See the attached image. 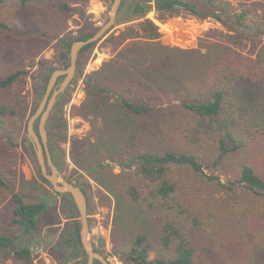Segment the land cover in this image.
<instances>
[{
  "label": "trees",
  "instance_id": "1",
  "mask_svg": "<svg viewBox=\"0 0 264 264\" xmlns=\"http://www.w3.org/2000/svg\"><path fill=\"white\" fill-rule=\"evenodd\" d=\"M30 1L19 3L25 6ZM259 3L264 6V0ZM58 6L67 12L74 9L67 3ZM150 10L162 16L182 11L198 19L211 18L227 31L220 33L221 43L185 60L174 55L182 49L161 43L158 26L145 17ZM248 12L231 10L226 0H140L132 17L140 21L142 34L129 28L125 36L129 44L122 53L124 59L132 54L137 60L110 61L105 63L110 71L103 73V68L97 73L96 80L116 77L119 85L91 84L94 93L114 97L112 102L105 97L101 126L89 152L111 150L115 156L110 164L119 171L113 173L102 161L89 171L98 169L108 176L103 186L113 199L114 223L124 232L111 241L124 264H264V45L254 57L239 52L248 45V32L261 27L247 21ZM0 26H4L1 21ZM95 32L92 29L74 40ZM125 37L109 39H117L118 45ZM95 43L83 46L78 57L87 55ZM153 51L158 58L145 61V53ZM26 74V69L6 74L0 78V88ZM136 86L157 89L162 96L135 95ZM15 114L14 102L0 98V131L9 143L6 126ZM132 122H145L147 126L138 131L157 139L162 138L160 132L163 138L176 134L178 139L160 148L143 144L133 138L138 135ZM104 135L110 141H103ZM50 157L61 169L60 150ZM227 159L232 162L228 179H223L211 169L222 170ZM75 184L86 191L84 182ZM0 188L11 193L9 224L17 230L16 235L0 233V251L28 261L32 251L24 234L42 227L47 197L25 202L1 173ZM239 189L250 196L240 207L228 204L226 199ZM56 246L64 247L59 242Z\"/></svg>",
  "mask_w": 264,
  "mask_h": 264
},
{
  "label": "rangeland",
  "instance_id": "2",
  "mask_svg": "<svg viewBox=\"0 0 264 264\" xmlns=\"http://www.w3.org/2000/svg\"><path fill=\"white\" fill-rule=\"evenodd\" d=\"M226 1L229 2L231 10L240 12L247 9V21L251 19L261 25L259 30L248 32V45L244 50H239L244 57H254L261 45H264V6L259 3L260 0ZM61 3H67L74 8L73 11L62 10L58 6ZM111 3L112 0H31L25 6H21L19 0H3L0 3V21L4 23V26H0V78L17 69L27 70L26 75L18 78L9 87L0 88V98L14 102L16 107V114L10 117L6 126L11 143L7 141L3 130L0 131V173L13 186L14 192L22 195L25 202H37L47 197L46 210L40 218L42 227L37 231L39 233L25 237L32 251L30 260L17 259L10 251H0V264H73L69 257L71 247L56 246L66 237L59 238L54 234L62 231L73 219L69 202L45 181L33 146H30L31 150L26 146V124L45 93L42 88L43 68L66 67L69 60L59 57L60 45L68 49L80 34L92 29L97 31L108 20ZM145 17L158 26L161 43L182 49L183 53L174 51V55H181L185 60H194L200 53L205 52V48L221 43L223 38L220 33L227 31L221 23L211 18L198 19L182 11L179 14L174 13L173 16H162L155 10H150ZM139 22L133 17L115 20L105 35L95 41L87 55L83 56L81 53L80 57L77 56L72 84L58 96L45 122L47 148L52 149V152L60 150L63 158L64 165L61 169L57 168L60 178L74 183L80 180L85 184L88 241L95 251L106 258L108 264H124L119 257L118 248L111 241L112 237H121L124 232L114 223L113 199L103 186L108 176L98 169L89 171V167L102 161L110 165L108 168L113 173L118 172L119 168L110 164L115 156L111 150L105 149L91 154L89 147L95 143L94 136L98 133L97 128L101 126L102 118L99 113L103 111L104 101L108 98L112 102L114 97L110 94L104 96L94 93L96 91L91 84L97 81L104 86L119 85L114 81L116 77L96 80V76L100 69L104 68L103 73L110 71L109 66L105 67L107 62L117 61L119 64L137 60L132 54L128 56V60L124 59L122 53L129 44L130 38L125 37L129 35V28L139 35L142 34ZM111 36L125 39L115 45L117 39H109ZM139 40L136 43H141ZM234 49L238 51V48ZM145 56V61H154L159 53L146 52ZM109 65L112 66L113 63ZM114 67L115 65L111 68ZM62 79L63 76H59L54 85ZM134 94L150 98L159 94L162 96V92L157 89L137 86L134 87ZM147 121L150 125L152 119ZM137 122L131 123L136 130L135 135H138H133V138L143 144L160 148L163 145L172 146L178 139L176 134L163 138L164 135L160 132L162 138L157 139L151 133H142L137 128H145L147 124ZM102 140L110 141V136L104 135ZM202 159L209 163L208 159ZM226 161L227 164L222 170L217 167L211 169L215 174L221 173L223 179H228V165L232 162L230 159ZM47 171L49 172V168ZM248 196L250 195L239 189L233 191L226 201L240 207ZM11 216V193L0 188V233L16 235L15 226L9 224Z\"/></svg>",
  "mask_w": 264,
  "mask_h": 264
},
{
  "label": "water",
  "instance_id": "3",
  "mask_svg": "<svg viewBox=\"0 0 264 264\" xmlns=\"http://www.w3.org/2000/svg\"><path fill=\"white\" fill-rule=\"evenodd\" d=\"M120 1L121 0H112L108 20L97 29L94 34L86 39L74 40L69 45V48L64 50L69 59V63L66 67L43 69L45 75L49 74L46 78L45 93L41 102L36 107L34 113L29 117L26 124L28 137L26 146L31 150L30 143H32L33 152L43 177L52 185L54 191L64 194L70 200L73 209V231L76 241L79 246L83 248L81 253L86 257L85 264H94V260H99L102 264H108V262L101 253L93 250L92 244L88 241L89 225L86 217L87 201L85 193L74 182H68L60 178V172L50 157V152L46 145L47 135L45 132V122L58 96L72 84L79 50L83 46L98 41L103 37L112 27L115 20H122L120 15L124 11L125 6H123L121 11L117 13ZM126 18L127 17H124L123 20ZM59 76H63V79L57 85H54ZM50 91L51 94L48 96ZM47 167L49 168V172L47 171ZM78 217L79 219H77ZM30 235V233H25L24 237Z\"/></svg>",
  "mask_w": 264,
  "mask_h": 264
},
{
  "label": "flooded vegetation",
  "instance_id": "4",
  "mask_svg": "<svg viewBox=\"0 0 264 264\" xmlns=\"http://www.w3.org/2000/svg\"><path fill=\"white\" fill-rule=\"evenodd\" d=\"M140 0H121L120 1V4L118 6V12L121 11V9L123 8V6H125V9L124 11L121 13L120 15V18H124V17H132L133 16V12H134V9H135V6L137 3H139ZM117 12V13H118ZM131 13V14H130ZM126 18V19H127ZM65 46L64 45H60V53H59V57L60 58H67V55L65 54L64 50H65ZM68 59V58H67ZM69 60V59H68ZM44 69V68H43ZM48 77L45 76V72H43V75H42V79H43V82L44 84H42V88L45 89L46 87V78ZM45 92V90H44ZM57 101V100H56ZM56 103V102H55ZM30 146H32V143H30ZM49 152L51 153L52 152V149H49ZM31 153V152H30ZM48 168V167H47ZM45 179V178H44ZM45 181H47L45 179ZM52 186V185H51ZM53 188V187H52ZM54 190V189H53ZM64 195V194H63ZM65 196V195H64ZM86 196V194H85ZM66 199L68 200L69 202V206H70V210H71V214L73 215V209H72V205L70 203V200L68 199L67 196H65ZM87 201V199H86ZM39 232H35V233H32V234H38ZM55 236H58L59 238L65 236L66 239L64 240H61L59 243H60V246H67L69 245L70 243V247H71V250H70V259L73 260V264H85L86 262V257L84 255H82L81 251L83 250L82 247L79 246L78 242L76 241L75 239V235H74V231H73V219L71 221V223L65 227L62 231L60 232H55L54 233ZM34 240V239H33ZM40 240V239H39ZM42 240V239H41ZM26 241V240H25ZM93 246V245H92ZM79 249V250H77ZM93 250L95 251L94 247H93ZM80 257H84V258H80ZM98 262H100L99 260H94V264H98ZM101 263V262H100ZM102 264V263H101Z\"/></svg>",
  "mask_w": 264,
  "mask_h": 264
}]
</instances>
